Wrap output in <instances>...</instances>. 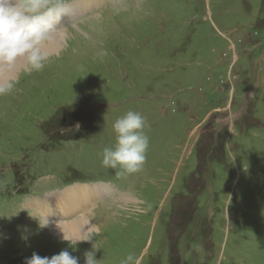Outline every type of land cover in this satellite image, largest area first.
<instances>
[{
  "label": "rangeland",
  "instance_id": "374dc122",
  "mask_svg": "<svg viewBox=\"0 0 264 264\" xmlns=\"http://www.w3.org/2000/svg\"><path fill=\"white\" fill-rule=\"evenodd\" d=\"M76 18L60 22L62 43L42 71L23 60L0 68L14 83L0 95V200L41 187L37 176L24 185L10 178L14 168L5 165L24 155L55 174L54 187L66 178H119L98 151L114 147L108 130L129 110L146 118V161L125 174L138 179L133 194L119 195L103 216L89 213L97 229L88 238L72 246L44 227L13 248L17 258L0 244V264L64 249L84 264L93 244L98 264L129 255L130 264H264V0H119ZM89 99L99 108L65 149L99 139L84 144L73 167L52 162L57 151L46 155L45 128ZM215 147L221 159L211 154L209 163Z\"/></svg>",
  "mask_w": 264,
  "mask_h": 264
},
{
  "label": "clouds",
  "instance_id": "9594fccd",
  "mask_svg": "<svg viewBox=\"0 0 264 264\" xmlns=\"http://www.w3.org/2000/svg\"><path fill=\"white\" fill-rule=\"evenodd\" d=\"M68 12L69 0H0V68L13 69L23 60L30 71H42L50 59L47 45ZM13 88V82L0 81V95L12 92ZM112 127L116 143L114 147L103 149L102 166L118 170L117 175L139 172L149 147L144 131L146 118L129 110L117 118ZM63 239L69 241L65 235ZM78 241L70 244L75 246ZM96 249L93 244V250L84 252V264H98ZM132 260L129 255L122 264H130ZM24 264H79V258L68 249L51 257L33 252L30 258H25Z\"/></svg>",
  "mask_w": 264,
  "mask_h": 264
},
{
  "label": "bare ground",
  "instance_id": "6f19581e",
  "mask_svg": "<svg viewBox=\"0 0 264 264\" xmlns=\"http://www.w3.org/2000/svg\"><path fill=\"white\" fill-rule=\"evenodd\" d=\"M106 1H108V0H105L103 2H106ZM100 3H102V2H100ZM100 3H95L92 6L100 4ZM92 6H90V7H92ZM90 7H85L83 2H77L76 1L74 3H71L69 5L68 15H66L68 17H66V18H70L72 16V12H73V14L78 15L79 13H81L82 11H84ZM63 36H64L63 32H60L59 30H57L53 34L52 41L47 45V50L49 51V53H52L55 50L59 49V47L62 43V40H63ZM11 75L12 74L10 72L5 73V71L3 70L0 73V81H5ZM98 196L102 197V194L100 192H98ZM123 198H125V197L121 196V199H123ZM126 199H128V197H126ZM23 213H24V211H23ZM88 215H89V213L86 214L84 217L82 216V218L73 219V220L65 219L64 221L48 222L47 225L52 230V232L55 233L56 236H58L62 241L64 240L63 237L65 235V237L68 240H74V242H75V241L80 240L81 238H83V239L85 237L88 238V233L94 231V229H97L96 223Z\"/></svg>",
  "mask_w": 264,
  "mask_h": 264
},
{
  "label": "trees",
  "instance_id": "16d2710c",
  "mask_svg": "<svg viewBox=\"0 0 264 264\" xmlns=\"http://www.w3.org/2000/svg\"><path fill=\"white\" fill-rule=\"evenodd\" d=\"M77 117V116H76ZM78 118V117H77ZM79 119V118H78ZM217 159H220V157L219 158H217Z\"/></svg>",
  "mask_w": 264,
  "mask_h": 264
}]
</instances>
